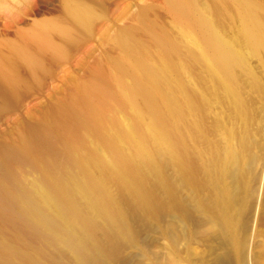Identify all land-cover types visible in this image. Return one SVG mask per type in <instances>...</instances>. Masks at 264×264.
Returning <instances> with one entry per match:
<instances>
[{
	"label": "bare ground",
	"instance_id": "1",
	"mask_svg": "<svg viewBox=\"0 0 264 264\" xmlns=\"http://www.w3.org/2000/svg\"><path fill=\"white\" fill-rule=\"evenodd\" d=\"M163 1L177 31L143 10L0 143V264H127L129 249L148 252L146 234L171 255L197 249L199 264H264V0ZM108 2L61 0L0 43V113Z\"/></svg>",
	"mask_w": 264,
	"mask_h": 264
},
{
	"label": "rangeland",
	"instance_id": "2",
	"mask_svg": "<svg viewBox=\"0 0 264 264\" xmlns=\"http://www.w3.org/2000/svg\"><path fill=\"white\" fill-rule=\"evenodd\" d=\"M163 2L109 0L106 16L99 22L95 31L73 49L66 59L58 62L43 77L40 84L24 92L13 106L0 113V143L14 139L23 124L35 120L51 102L66 95L75 82L83 80L88 71L106 57L110 49V37L120 29L136 24L138 15L143 10H158L163 15L165 24L177 31L169 14L162 8ZM60 6L61 0H0V43L14 39L45 18L56 16ZM252 62L255 64L256 61ZM261 172L262 167L259 165L257 174L260 175ZM145 238L148 252L143 254L136 248L129 249L127 264H199L202 258L197 249L179 246L176 248L180 252L171 255L167 240L148 234ZM258 242L259 238H252L254 246H257ZM209 263L208 260L207 264ZM227 264L234 263L230 261Z\"/></svg>",
	"mask_w": 264,
	"mask_h": 264
}]
</instances>
